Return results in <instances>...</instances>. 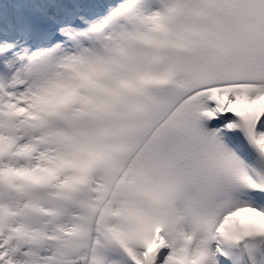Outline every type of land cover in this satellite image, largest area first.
<instances>
[{
  "label": "snow or ice",
  "instance_id": "1",
  "mask_svg": "<svg viewBox=\"0 0 264 264\" xmlns=\"http://www.w3.org/2000/svg\"><path fill=\"white\" fill-rule=\"evenodd\" d=\"M0 264H264V0H0Z\"/></svg>",
  "mask_w": 264,
  "mask_h": 264
}]
</instances>
